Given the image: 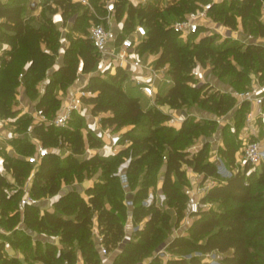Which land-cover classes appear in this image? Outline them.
I'll return each instance as SVG.
<instances>
[{
	"label": "trees",
	"instance_id": "1",
	"mask_svg": "<svg viewBox=\"0 0 264 264\" xmlns=\"http://www.w3.org/2000/svg\"><path fill=\"white\" fill-rule=\"evenodd\" d=\"M27 1L29 5L30 0H0V41L3 45H9L0 54V116L9 119L18 116L19 112L14 105L18 103V88L23 85L27 94L37 101V108L52 118L60 104L59 96L55 94L57 89L72 84L79 77V68L83 73L94 72L100 61V53L93 42L79 37L78 41L71 43L66 49L62 63L55 69L61 47V31L54 21V14L61 10L64 24L76 15L72 28L75 31L83 28L82 21L90 17L89 9L79 0H46L45 9L49 12L42 10L41 19H38L33 12L26 11ZM101 1L91 0L101 14H105L106 10ZM199 1L207 0H168L164 8L162 0H150L140 6H135L128 0H116L115 16L117 20L124 22V32L120 38L134 28L137 18L144 22L148 37L140 44L139 49L149 48L153 53H158L156 65L169 67L168 72L174 82L163 92H159L156 100L173 108L200 101L204 105L208 104L217 115H224L234 108L235 97L216 90L206 99L200 100L199 93L207 84L200 87L190 85V82L194 81L193 67L196 64L205 66L207 61L211 60L215 67L222 68V73H227L231 67L225 59V53L230 51L234 52L236 57L242 56L247 61L248 69L255 68L256 72L261 73L260 79H264V45L250 43L246 48H242L237 42H230L226 47L216 46L213 44L216 35H207L191 48L189 43L179 40L177 36L181 33L167 24L170 23L167 13L171 14L175 21L180 20L196 10ZM263 7L264 0H223L214 4L210 15L216 22L232 28L240 20L250 33L264 37V22L260 19ZM33 18H36L39 24H35ZM81 30L86 31V28ZM195 34L197 33L189 36ZM79 42H82V45L75 50L74 45ZM236 74V77L241 79L249 72L239 70ZM127 78V70L123 68H118L116 73L110 74L108 78L93 74L84 86L87 94L82 97V101L84 104H91L94 113L112 112L103 118L104 124L116 125L118 128L126 125L133 127L125 133L133 145V155L125 172L128 187L126 188L121 178L116 175L118 165L122 161L119 157L96 154L83 160L78 158V155L85 151L87 144L97 147L102 143L92 132L85 137L80 120L63 128L53 124H36L35 134L51 152L36 168L31 187L35 197L59 195L63 182H71L75 177L79 181L83 180L85 168L91 169L103 164L108 167L105 171L109 176H106V182L86 189L88 198L82 196L78 189L72 188L59 195L54 202V210H42L41 205H26L22 217V187L31 175L34 165L9 154L4 165L7 171L13 174L19 187L9 192L7 188L15 187V183L10 182L0 172V222L9 231V234H0V264H23L16 257L8 258L3 252L6 240L19 247L24 243V237L26 240L32 239L30 233L17 228L20 222L30 230L56 236L62 244H67L58 246L56 242L47 240L44 248H38L34 252L35 261L42 264H77L78 251L69 246L77 239L84 263L101 264L102 257L96 239L92 236L93 222L97 220L108 250L118 249L126 236L123 218L129 215L130 208L133 221L144 223L135 231L134 238L128 239L112 264H141L145 260L148 261L147 264H164L160 256H155V249L167 238V264H211L197 254L207 252L224 255L220 259L221 264H264V246L257 237V233L264 227V195L260 191H253L252 188L254 182L259 186L264 185V161L260 165V175L256 170H252L251 163H247L236 172L228 168L231 174L223 176L217 160H205L202 150L190 154L179 146L180 143H191L192 138L203 131L213 129L216 122L212 120L201 123L187 118L180 130L174 135L170 134L174 128L165 122L171 118V114L151 106L144 108L140 98L123 85ZM46 79L48 80L44 82ZM43 82L44 88L41 90L40 85ZM248 105L246 102L242 103L243 107ZM32 122V116L22 115L14 123L18 130L24 132ZM138 128L141 130L138 131ZM12 141L21 154L35 152V146L26 137ZM163 144L169 147L165 154L160 151L164 149ZM56 145H67L71 148L69 162L57 161L58 156L52 151V147ZM237 151V146L232 142L222 147V153L230 167L236 162ZM164 155L166 169L162 191L167 196V206L175 209L174 216L169 210L156 204L147 206L144 203L148 196V186L153 182L145 180L137 191L132 189L131 185V176L140 173L144 163H149L148 172L153 173L162 164ZM184 164L203 173L205 179L213 177L217 182L201 195L202 207L192 214L194 221L187 230L188 234L172 235L170 233L173 227L180 225L189 210L188 195L180 184L186 176ZM129 194H133L130 199ZM218 199L230 200V203L222 204L218 208L203 206ZM127 200H132V206L127 204ZM253 201H261L262 204L254 206ZM107 203L113 207H109ZM254 245L257 249L253 248Z\"/></svg>",
	"mask_w": 264,
	"mask_h": 264
},
{
	"label": "rangeland",
	"instance_id": "2",
	"mask_svg": "<svg viewBox=\"0 0 264 264\" xmlns=\"http://www.w3.org/2000/svg\"><path fill=\"white\" fill-rule=\"evenodd\" d=\"M45 2L46 0H44L41 3L42 9H40L39 12L34 13V16H36V18L38 19H41L42 10H45L46 13L49 12L47 11V9H45L46 7ZM166 3H168V0H162V8L165 7ZM52 4L54 7L56 6V4L54 3ZM25 8L27 12H32V10H30L31 8H29L28 1H27V4L25 5ZM97 13L100 16H102L101 12L98 9H97ZM167 16H168V20L170 21V23H167V24H169L170 26H173L177 20L175 21L173 16L169 13H167ZM55 17H60V14L59 13L54 14L53 18ZM36 18H33L32 20L34 21L35 24H39V22L35 20ZM75 19H76V15L73 18L69 19L63 25V27H58L59 29L61 28L60 29L61 39L65 40L66 49L71 46V43L73 44L75 41H78L77 38L79 37L83 38L84 40H88L92 43V38H91L92 26L97 23H104L102 18L95 19L93 16L90 15L89 18L82 21V26L83 28H86V31L81 30L83 28H79L73 31L72 28H73V22L75 21ZM138 20L139 19L137 18L136 22ZM62 21H63V17H62ZM115 21L119 25L120 21L117 19H115ZM118 25L116 26L118 27ZM114 26H115V23H114ZM117 27H115V29ZM218 27L220 29L221 26H218ZM232 29H234L235 31H240V37H241L240 39H236V37H232V36L226 37L224 34H221L220 32H216L215 30H213L212 33L209 34V36L216 35V39L213 44H215L216 46L226 47L227 44H229L230 42H237V45H241L242 48H246L247 45L243 43L242 39L247 34L250 33L249 30L244 28V26L242 25V21L240 20L238 21L237 25ZM204 32L205 31L202 30L199 33L192 35V36L180 35V36H177V38L184 43H189L192 48L195 43L200 42V40L203 37L207 36ZM81 45H82V42L76 43V45H74L75 50H77ZM3 46L4 45L0 41L1 51H2ZM138 54L140 55V57H142L144 60H147V61L149 60V58L155 59L157 56H159L158 53H153L152 51L149 50V48H145L143 50L139 49ZM225 59L227 60L228 63H230V67H231V70L227 73H222V68L215 67L213 64V61L211 60H208L205 66L196 64L193 67L192 73L194 75V81L190 82V85L193 87H200L202 84H207V87H205V89H203L199 93L200 100L206 99L208 95L214 93L216 90H219L221 92L227 93L228 95L234 96L233 95L234 92L245 91L251 88L253 85H259L264 91V79H260L261 73L256 72L255 68L248 69L249 67L247 65V61L244 60L242 56L236 57L234 52L229 51L225 53ZM117 70L118 68L114 69L112 68V66L105 68L104 63L99 61L97 69L94 72L89 73V74H101L102 76L108 78L110 74H115ZM126 70H127V76L130 77V74L132 72L129 70L131 69H126ZM239 70L248 71L249 74H247L246 77H242L241 79H238L236 77L237 76L236 72ZM84 74L88 78L89 74L87 73H84ZM82 75L83 73L81 69L79 68V77L72 84H69L64 88L57 89V92L55 94L59 96L60 104H59V107L56 113L53 115V117L61 110L62 106L67 102V100L71 99L69 97L75 94L78 95L80 89H85L84 85L88 83V79L85 78L83 81H80L79 78L81 79ZM47 80L48 79H46L44 82H46ZM80 84L82 86H80ZM75 85L76 87L74 89V92H72L71 87H74ZM123 85L128 86L127 81L125 83L123 82ZM157 85L160 86L162 92L167 88L162 82H157ZM42 88H44V84L42 85ZM129 90L133 95L140 98V101L144 108H148V106H151L150 99L146 98V96L143 95L139 91L137 86L130 85ZM189 92L192 95L194 94L191 91ZM235 99H236V104L234 108L230 112L224 115H217V113H215L214 111L211 110V108H209L208 104L204 105L200 101H192L191 104H185L184 106L173 108L169 106L167 103L156 100L157 104L152 105L151 107H155V108L163 110L164 112H168L171 114V117L181 116L183 117L184 120L189 118V119L201 122V123L214 120L216 122V125L213 129L203 131L200 135L192 138L191 143H184V144L180 143L179 146L182 147L184 150L190 152V154H195V153H198L200 150H202V153L204 154L203 155L204 159L210 160V161L216 160L215 153L217 152L219 156L221 157V160L223 159L222 164L219 168H222L223 172H226L228 168H230L233 172H236L238 169L244 168V164H245L244 161L243 162L241 160L238 161L237 156L240 159V153L243 152L245 143L251 136L250 127L248 126V122H247V114L249 111L252 110V107L250 105L243 107L242 104L240 103V99L236 97ZM81 105L82 107L74 111L73 116L68 126L74 125L80 120L79 121L80 127L85 137H87L89 132H92L98 138L101 139L102 143L101 145L97 147H91L89 144H87L85 151L79 154L78 158L80 160H83L84 158H90L91 156H94L96 154H99L101 156H106V157H119L122 161L118 165L116 175L120 178V173L127 171V168L129 166V163L133 155L132 142L125 136V133L128 130H132L133 127L131 125H126L122 128H118L116 125L104 124L103 118L111 115L112 114L111 111L94 113L92 110L91 104H84V102L82 101ZM15 106L16 104L14 105V107ZM16 110H18L19 112L18 113L19 116H17V119L22 115L32 116L31 112L30 113L24 112V108H16ZM184 111H186L189 114L186 118L183 115ZM218 119H220V121ZM255 122H257L258 124V133L264 144V116L257 117L255 119ZM165 124L174 128L173 133H170L173 135L175 134V132L180 130L182 126V125L181 126L171 125L169 123V120L166 121ZM4 127H5L4 133H7L8 136H14V138L8 141L7 143L5 141H0V157L6 160V157L9 154H13V155L16 154L10 151L11 147H15L17 152H19L12 140L15 139V136L23 135L24 132L18 130V127L13 126L12 124H7ZM137 130L139 131L141 130V128H138ZM206 142H207V145H206ZM228 142L234 143L238 148V151H237L238 155H236V162L233 167H230L227 159L224 158V155L222 153V147L226 145ZM163 145H164V149H160V151H162L165 154L167 152L166 150L169 147L167 144H163ZM7 148H9V152L7 151ZM52 151H54L57 154L58 162H61V163L69 162L68 156H70L71 154V148L69 146L56 145L52 147ZM30 154L25 153L24 156H28ZM22 159H24V157ZM107 168L108 167H106V165H103V164L95 166L91 169L85 168L83 180L79 181L75 177L74 180L71 182H63L59 195H62L68 192L72 188H76L79 190L82 196H84L85 198H88V193L86 192L87 188L94 187L98 183L102 184L106 182L107 180L106 176H109L108 172L105 171V169ZM183 168L186 172L185 179L180 181V184L183 190L186 191L188 189H194L198 185H201L202 187L208 186L209 184L213 185L212 183H210L213 180L211 177H209L208 179H205L204 174L198 171H195L192 166L188 164H184ZM260 168L261 166H257L256 168L253 167L252 170H256L257 174L260 175L261 174ZM165 169H166V156L165 155L163 157L162 164L153 173L148 172L149 163L148 162L144 163V165L141 166L140 173L133 174L131 176L132 189L137 191L142 186L145 180H147L148 182H153L152 185L148 186V196H147L148 199L147 200H154L156 205L161 206L160 194L163 192L162 185H163ZM252 170L249 173H251ZM6 173H7V179L9 181L11 180L12 182L14 180L13 178L14 176L11 177V173L9 171H7ZM107 184H109V181H107ZM16 187L18 188L19 185H17L15 181V187H8L7 189L9 192H12ZM109 187L112 188L111 185ZM252 188H253V191L255 192L260 191L264 195V185L259 186L257 185V182H254ZM59 195L57 196L46 195L42 197L44 201L41 204V208L48 206L49 200H56L59 197ZM228 203H230V200L223 201L221 199H218V200H211L210 202L204 204L203 206L208 207V208L211 206L214 208H218L222 204L224 205ZM165 204L166 202H164V205L161 208L170 211V208L168 209V207ZM253 204L254 206H259L262 203L261 201H253ZM107 205L109 207H113V205H111L110 203H107ZM50 209L54 210V207L52 206L50 207ZM132 213H133L132 208H130L129 215L123 218V221L125 223V230H126L125 237L128 236V238L130 239L134 238L135 231L138 228H141L144 223V221L139 222V223L134 222ZM255 214H257V212H255ZM186 216L181 221L179 226L173 227L170 234L172 235H187L188 234L187 230L189 227H187L188 223L185 222V219L187 218ZM190 218L192 219L194 217H190ZM129 220H132V222H130ZM183 221L184 223H182ZM94 225H95V221L92 224V228H93L92 236L93 237H95L96 235L94 232ZM17 228H20V230L23 229L24 232L26 231L30 233L32 235V239L26 240L24 237L23 239L24 243L19 247L14 246L12 243L6 240L3 252L5 256H7L8 258L16 257L23 264H42L41 262L35 261V259H33V254L34 252L38 250V248H44L46 246L47 240H52L56 242L58 246H63V245L67 246V244H62L59 241L58 237L53 236V235L51 236L47 233H41L37 230H30L22 222L18 223ZM257 237L259 238V242L264 246V227L262 230H260L257 233ZM37 240L39 242H37ZM167 242H168V238L165 241L161 242L158 245V247L155 249V256H160L164 264H167V260L169 257L167 258L165 254H161L160 250L164 249V246ZM69 246L74 247V249L78 251L79 260L77 264H81L82 263L81 261L82 260L84 261V259L81 256L80 251H79L78 240L74 239ZM253 248L257 249V246L254 245ZM120 250L121 248L112 250L110 252L109 257L106 258V264H112V262L115 260ZM222 256L224 255L216 253V257L214 259L217 262H219V264H221L220 259ZM102 261H103V258H101V262ZM143 263L147 264L148 261L145 260Z\"/></svg>",
	"mask_w": 264,
	"mask_h": 264
},
{
	"label": "built area",
	"instance_id": "3",
	"mask_svg": "<svg viewBox=\"0 0 264 264\" xmlns=\"http://www.w3.org/2000/svg\"><path fill=\"white\" fill-rule=\"evenodd\" d=\"M44 0H30L29 6L31 10L36 11L41 8V3ZM84 3L88 9L89 13L96 18H102L104 23H97L91 28V38L92 42L100 53V62L104 63V67H111L114 69L124 68V69H133L138 71V75L134 76L135 86L138 87L139 91L146 96V98L150 99V105L157 104L156 97L159 92H162L160 88H158L157 82H162L166 87L173 84V77L168 72V65H164L158 67L156 65L157 59L154 60H143L138 54V50L140 44L148 37V29L144 22L137 21L134 28L127 34H125L122 38L120 35L124 32V26L117 31L114 27L115 23V1L116 0H102V5L104 7L105 14L100 16L97 13V7L91 0H79ZM129 3L140 6L147 4L150 0H128ZM223 0H207V1H199L198 7L196 10L189 12L185 17L180 20H177L173 28L175 31L181 33V35L189 36L194 33H199L204 30L206 35L212 33L213 30L216 32H220L224 34L226 37L232 36L236 37V39H240V31H235L232 27L225 25L223 23L216 22L213 17L210 15V12L215 3H219ZM260 19L264 22V7L263 13L260 16ZM218 26H221L220 29ZM243 43L249 45L250 43H260L264 45V37L255 36L253 33L247 34L243 39ZM198 73V72H197ZM87 92L84 89H80L79 94L72 95L71 99L67 100V102L62 106L61 110L52 118L47 116L44 111L40 108H36L33 117V122L27 127L26 131H24L23 135L15 136L18 137H26V139L35 146V152L24 156L20 152H17L15 147H11L10 151L14 152V156L23 158L28 162L34 165V168L31 172V175L26 180L25 184L22 187L23 195L20 202V212L22 217L24 216V207L26 205H41L44 201L42 198L35 197L32 194L31 187L33 177L35 175L36 168L40 165L43 158L47 156L51 150L43 144V142L37 137L34 132V126L38 123L45 124H53L56 127H67L75 110L82 107V97L86 95ZM234 97L240 99V103L243 102L248 103L252 110L247 114V122L250 127L251 136L246 141L244 150L240 153V159L242 162L251 163L253 167L260 166L264 161V144L258 133V124L255 122L257 117L264 116V91L259 85H253L251 88L241 92H234ZM16 118L9 119L0 116V141H5L6 143L14 138V136H8L7 133H4V126L7 124H12L15 122ZM220 121V119H218ZM184 122L183 117L181 116H172L169 119V123L171 125H182ZM9 152V148H7ZM13 155V154H12ZM26 157V158H25ZM215 158L219 162V167L222 164L221 157L216 152ZM5 159L0 157V172L7 177V169L4 165ZM219 171L223 176H229L231 174L230 171L223 172L222 168H219ZM11 173V172H10ZM13 174L11 173V177ZM14 178V177H13ZM120 178L124 184V186L128 187V178L125 172L120 173ZM11 182V180H10ZM15 183V178L12 181ZM211 185L202 187L198 185L194 189L186 190L188 195V204L189 210L188 215L192 216V214L198 212L202 205L200 203V197L203 195L206 190ZM14 191V190H13ZM12 191V192H13ZM145 200V204L150 206L152 204H156L154 200ZM167 196L164 192L160 194L161 204L166 202ZM129 206H132V200L126 201ZM46 208V207H44ZM42 207V210H44ZM95 239L97 246L99 248V253L103 258L101 264H106V258L109 256L110 252L105 245L104 237L101 234L99 228L94 229ZM7 234L9 231L1 224L0 222V234ZM128 237L119 244V247L122 248L128 241ZM167 243L164 246L163 250H160L161 254H165L166 257H169V254L166 251ZM199 256L203 258L204 261L210 262L211 264H216L217 261L214 259L216 257L215 252H207V253H197ZM60 264H67L66 262H62ZM146 264V263H142Z\"/></svg>",
	"mask_w": 264,
	"mask_h": 264
},
{
	"label": "crops",
	"instance_id": "4",
	"mask_svg": "<svg viewBox=\"0 0 264 264\" xmlns=\"http://www.w3.org/2000/svg\"><path fill=\"white\" fill-rule=\"evenodd\" d=\"M40 9H42V7L41 8H39V9H37L36 11H33L32 10V12H33V14L34 13H36V12H39V10ZM59 14H60V17H55L54 18V21H55V23L57 24V26L58 27H63V25H64V23H63V21H62V11L60 10L59 12H58ZM116 25H118L117 24V22L115 21V26L114 27H117ZM124 26V22L123 21H120L119 22V25H118V27L116 28L117 29V31H119L122 27ZM61 29V28H60ZM61 49H60V52H59V56H58V58H57V63L55 64L56 66H55V69H58L59 68V66H60V64L62 63V61H63V56H64V53H65V51H66V45H65V40L64 39H61ZM9 47V45H7V44H5L4 46H3V48H2V51L0 50V53L2 54V52L6 49V48H8ZM142 58V57H141ZM158 58V56L156 57V59ZM143 59V58H142ZM144 60V59H143ZM149 60H154L153 58H149ZM145 61H147V60H145ZM129 69V68H128ZM131 69V68H130ZM129 71H131L132 73L130 74V77H128L127 78V88L129 89V86L130 85H135V82H134V79H133V77L134 76H137L139 73H138V71L137 70H133V69H131V70H129ZM83 73V72H82ZM90 75L91 74H89V76H88V78L85 76V74L83 73V75L81 76V79L79 78V80L80 81H83L85 78H87L88 79V82H89V80H90ZM85 76V77H84ZM87 81V80H86ZM44 83H42L41 85H40V89L41 90H43V88H42V85H43ZM86 85V84H85ZM84 85V86H85ZM80 86H82L81 84H80ZM75 87H76V85L74 86V87H71V91L72 92H74V89H75ZM158 88H160V86H158ZM161 89V88H160ZM17 100H18V103L16 104V106L14 107L15 109L16 108H24V112H31V114L33 115L34 114V112H35V109L37 108V106H36V104H37V101L36 100H34V99H32L28 94H27V92H26V90H25V87L23 86V85H20L19 86V88H18V93H17ZM34 111V112H33ZM19 116V115H18ZM12 125L13 126H16L17 127V125L14 123V122H12ZM19 138V137H18ZM238 153V152H237ZM236 153V155H238ZM237 159H238V161H240L239 160V157L237 156ZM244 166H245V164H244ZM213 180H212V182H210V183H212V184H214V183H216L217 182V180H215V178H213V177H211ZM210 185V184H209ZM46 201V200H45ZM48 201V200H47ZM54 202H55V200H49V204H48V206H46V208H48V209H50V207H52V206H54ZM164 204H161V206L160 205H158V206H160V207H162ZM166 206H167V204H165ZM168 207V209L170 208V212L173 214V216L175 215V209L174 208H171V207H169V206H167ZM187 218L185 219V222H187L188 223V225H187V227H190L191 225H192V223H193V221H194V218H190V217H193V216H190V215H188V213H187V216H186ZM130 222H132V220H129ZM128 221V222H129ZM182 223H184V221L182 222ZM183 225V224H182ZM96 228H99L98 227V224H97V220L95 219V225H94V229H96ZM127 229V228H126ZM184 233H185V231H184ZM128 237V236H127ZM110 255V254H109ZM109 257V256H108ZM82 263L81 264H84V261L82 260L81 261Z\"/></svg>",
	"mask_w": 264,
	"mask_h": 264
},
{
	"label": "water",
	"instance_id": "5",
	"mask_svg": "<svg viewBox=\"0 0 264 264\" xmlns=\"http://www.w3.org/2000/svg\"><path fill=\"white\" fill-rule=\"evenodd\" d=\"M93 74L90 75V77L92 76ZM183 115L185 116V118L188 116V113L186 111L183 112ZM133 197V194H129L128 195V198H132Z\"/></svg>",
	"mask_w": 264,
	"mask_h": 264
}]
</instances>
